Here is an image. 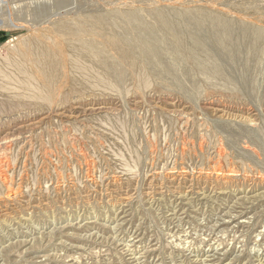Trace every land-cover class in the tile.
<instances>
[{
	"label": "rangeland",
	"instance_id": "obj_1",
	"mask_svg": "<svg viewBox=\"0 0 264 264\" xmlns=\"http://www.w3.org/2000/svg\"><path fill=\"white\" fill-rule=\"evenodd\" d=\"M157 7L187 40L156 31L160 65L138 75L112 52L119 89L67 66L51 104L0 89V264H264V0H47L43 16L139 9L152 23ZM204 9L235 19L231 34ZM30 35L0 28L2 71Z\"/></svg>",
	"mask_w": 264,
	"mask_h": 264
},
{
	"label": "bare ground",
	"instance_id": "obj_2",
	"mask_svg": "<svg viewBox=\"0 0 264 264\" xmlns=\"http://www.w3.org/2000/svg\"><path fill=\"white\" fill-rule=\"evenodd\" d=\"M46 1L47 0H0V28L5 29V30L25 29L26 31L30 32V34H31L30 36H27V38H26V36H25V38L22 37L18 41L17 48L14 49V51H13V52H15V55L12 54L13 56H8L5 59V63L8 64L11 72H8V71L6 72L5 70H4L5 71L4 72V71H2V69L0 67V89L2 88V91L6 90V88L9 89L8 91H6L7 93L8 92L10 93V90L11 91L13 90L14 92H18V94L16 96L17 99L25 98V100L30 99V100H33V102L36 101L37 103L44 102L46 104L47 103L51 104V102H53L52 101L53 98L57 97L56 92H58L61 89L62 81L66 80L65 79L66 75L64 76V74H65L64 68H67V67H71L73 69V71L76 70L75 72H77V71L81 72L83 75L87 76V79L90 78V80L92 79L95 82L99 83L100 84V85L98 84L99 86H101V85L103 87L109 86V87H114L113 89H115V88L119 89L121 87L122 81H121V83H120V81H118V79L114 81L113 80L114 78L113 79L111 78L112 80H110V77H113L111 74H110L109 78L107 77L109 75V74L107 75V73H109L111 71L109 69L110 66H108L109 67L108 69L110 71L106 73V71L108 70L106 65H109V62H107V61L111 60V58H112L110 56L115 57L117 55L116 56L117 64H115L114 67L116 69L120 70L119 72H122L121 74H123V71L126 70L127 68L129 70L130 69L133 70V71H131V70L130 71L134 72V73L136 72V70H137V72H138V70L141 72V71H143V67H142L143 62L152 63L154 65L155 63L159 64V62L161 61L160 53L156 50V48L153 47V45L151 43V41L157 40L158 35L156 36V34H155L156 31H159L162 34L166 35L167 37H170L173 41H175L177 43L182 42L181 40H183L185 38V36L182 37V35L180 34L181 29H179V27L180 28H182V27L179 26V21H177L178 25L175 24L174 21L173 20L171 21V19L169 18L170 17L169 13L168 12L166 13L164 11L163 12L159 11L158 7H157L158 11L150 10L149 12L148 11L146 12V10H144L146 12L145 14H147L146 15L147 17L150 16L153 18L152 23H148V22L143 20V17H141L139 15V13H140L139 9H138V12H136V11H133L132 9H124L123 10L122 8H120V10H118V11H113V12H108V10H107V12L102 13L100 10L101 13L100 12L99 13H96V12L92 13L93 12L92 11L91 13H84L81 17L79 16V18H77L78 16H76L75 19H73V17L68 18L70 16H68V17L67 16H60V15L43 16V13H45L47 10V8H45V2ZM150 3L151 2H149V4ZM156 3L158 4L159 2H156ZM190 3H192V2H190ZM189 4H188V6H189ZM150 5L148 6L149 8H150ZM178 5H180V4H178ZM181 6H183V5H181ZM185 6H187V5H185ZM106 7H104L103 9L106 10ZM114 9H116V8H114ZM155 9H156V7H155ZM186 9H192V7L191 8L187 7ZM202 13H203L202 15L200 13L199 14L206 20V22L210 23V25L212 26L211 27L212 29L216 30V31L213 30L214 32H217V31L225 32V34L222 33V35H226V36H229L231 34V32L233 30L231 24L234 23L235 19L233 22H230V20L227 19L231 23V24H228L229 22L227 20H226V22H228V23L222 21L221 20L222 16L220 18L219 14H215L211 10L206 9L204 12L202 10ZM193 14H194V12H193ZM193 14L188 12L184 16H186V17L194 16ZM199 14H197V15H199ZM180 15H181V13H180ZM171 16H172V14H171ZM201 16H200V18H202ZM176 17H178V13L176 14ZM196 17H198V16H196ZM37 18H39L40 21L37 20ZM196 20H197V18H196ZM118 21H120L119 23H122V25H123L121 31H118L116 33L110 32L111 38L108 37L109 34H107L106 32H109L108 30H113V29L118 28V24H117ZM187 22L190 23V25H191V21H187ZM201 22L199 21V23H201ZM236 22H237V19H236ZM188 23H186V25H188ZM180 25H181V23H180ZM190 25H188V26L190 27ZM193 25H194V23H193ZM203 25H204V23H203ZM188 26H185V27L188 28ZM242 26H244V24ZM190 28H193V27H190ZM209 28L210 27H208V29ZM242 28H245V27H242ZM182 29L184 30V28H182ZM252 29H254V27ZM178 30H180V31H178ZM208 32H209V30H208ZM193 36L191 35L192 38H193ZM245 36L246 35H244V37ZM59 38H63L64 40L66 38L67 40H69V41H67V47H65V48H68V50L66 49L67 50L66 57L62 56L66 52L65 53L62 52L63 53L62 55L57 54V53H59L58 50L61 47L60 43L62 42V41L60 42ZM212 38H214V37H212ZM222 38H225V36H222V37L216 36V39L219 42H221ZM251 38L253 39V41H251V42H254L256 39L258 40L260 38V31L259 30H254V31L251 30ZM251 38H250V40H251ZM101 39H103V41H100ZM188 40H189V38H188ZM197 40L199 41V38ZM192 41H194V43L196 42L195 44L198 46L201 45V42L202 43L204 42V41H201V42L199 41L200 42L199 43L195 39H192ZM179 44H181V43H179ZM185 44L188 45L187 42ZM232 44H233V42H232ZM104 45H105V48H109L107 51L104 48ZM192 45L190 46V43H189L190 47H192ZM202 45H204V44H202ZM251 45L253 46L252 43H251ZM251 45H250V48H251ZM255 45L253 46V48H255ZM180 46L182 47V45H180ZM63 47H64V45H63ZM204 47H205V45H204ZM253 48H251V49H253ZM179 49L183 50V48H179ZM190 49H189V52H190ZM225 49H230V48L226 47ZM109 50H111V54H112V52H114V53H116V55L114 56V53L112 55H110ZM182 50H181V52L183 53L184 50L183 51ZM199 50L197 52H200ZM250 51H248V52L250 53ZM191 52L193 54V51H191ZM201 52H203V50ZM228 52H229V50H228ZM103 53H105V54L108 53L109 56H107V57L101 56V55H103ZM184 53H187V52L184 51ZM190 54H189V56L194 57L195 52L193 55H190ZM204 54H206V53L204 52ZM187 55H188V53H187ZM201 55H202V53H201ZM202 56H204V55H202ZM209 56H210V54H209ZM205 57L206 56H204V61H205V59H207V57L206 58ZM196 58L198 59V57H196ZM191 59H193V58H191ZM139 60H140V62H138ZM194 60H195V57H194ZM211 60H214V59H211ZM215 63L212 65V70H214L218 73V68L215 66ZM158 64H157V66H158ZM201 64L198 65V68L200 66V68L204 69L205 66L204 65L201 66ZM112 65H113V63H112ZM161 65L163 68L164 65L163 64H161ZM144 66H145V64H144ZM203 66H204V68H203ZM94 67L95 68L97 67L98 69H100V71H103L104 73L99 72L100 73L99 74L98 72L95 71ZM208 68H209V66H208ZM105 69H107V70H105ZM164 70L167 71V69H164ZM137 72H136V74H137ZM150 72H151V70H150ZM170 72H171V70H170ZM166 73H165V75H166ZM139 75H141V74H139ZM169 76H170V74H169ZM66 77L68 78V75ZM137 77H139V76H137ZM145 80H144V82H145ZM70 81H71V78H70ZM141 82H142V79H141ZM91 83H92V81H91ZM145 85L148 86L149 84L146 83ZM11 94H13V93H11ZM13 97H15V96H13ZM58 98H60V97H58Z\"/></svg>",
	"mask_w": 264,
	"mask_h": 264
}]
</instances>
